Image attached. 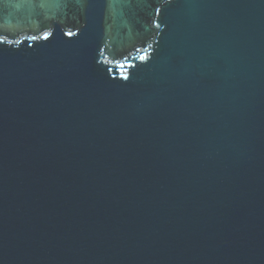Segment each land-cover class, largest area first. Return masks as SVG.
<instances>
[{"label": "water", "instance_id": "1", "mask_svg": "<svg viewBox=\"0 0 264 264\" xmlns=\"http://www.w3.org/2000/svg\"><path fill=\"white\" fill-rule=\"evenodd\" d=\"M0 264H264V0H0Z\"/></svg>", "mask_w": 264, "mask_h": 264}]
</instances>
